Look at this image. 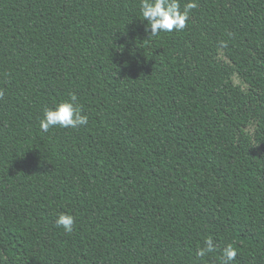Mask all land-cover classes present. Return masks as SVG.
Segmentation results:
<instances>
[{
    "label": "trees",
    "instance_id": "1",
    "mask_svg": "<svg viewBox=\"0 0 264 264\" xmlns=\"http://www.w3.org/2000/svg\"><path fill=\"white\" fill-rule=\"evenodd\" d=\"M196 3L152 37L139 0H0V264H264V0Z\"/></svg>",
    "mask_w": 264,
    "mask_h": 264
},
{
    "label": "clouds",
    "instance_id": "2",
    "mask_svg": "<svg viewBox=\"0 0 264 264\" xmlns=\"http://www.w3.org/2000/svg\"><path fill=\"white\" fill-rule=\"evenodd\" d=\"M197 7L196 0H188L181 8L180 0H139V15L147 21L145 31L149 36L155 37L161 32L183 30L189 18L190 11ZM0 96L3 92L0 91ZM88 123V117L82 114V109L77 103V96L73 93L54 107L44 109L43 118L39 121L42 132L47 133L54 127L77 128ZM55 224L66 233H71L75 225V218L69 213H61L55 220ZM215 245L212 238L205 240V247L198 249L197 255L204 257L212 253ZM237 256V249L228 244L222 252V264H231Z\"/></svg>",
    "mask_w": 264,
    "mask_h": 264
}]
</instances>
